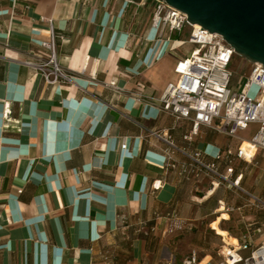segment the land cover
<instances>
[{"label": "crops", "instance_id": "1", "mask_svg": "<svg viewBox=\"0 0 264 264\" xmlns=\"http://www.w3.org/2000/svg\"><path fill=\"white\" fill-rule=\"evenodd\" d=\"M153 10L154 0H0V264H167L162 231L175 220L197 230L203 222L218 226L230 241L264 243V210L234 187L166 171L162 142L146 137L144 128L165 130L209 159L218 150L234 157L239 144L205 125L184 141L190 122L128 94L159 97L192 49L173 43L188 37L159 40ZM47 20L58 36L59 63L85 70L77 85L45 84L19 63L46 38ZM110 81L123 91L104 85ZM255 129L238 135L248 140ZM233 166L240 187L264 199V150L252 163L235 158ZM231 211L243 219L240 236ZM199 257L202 264L218 261Z\"/></svg>", "mask_w": 264, "mask_h": 264}, {"label": "built area", "instance_id": "2", "mask_svg": "<svg viewBox=\"0 0 264 264\" xmlns=\"http://www.w3.org/2000/svg\"><path fill=\"white\" fill-rule=\"evenodd\" d=\"M126 4H133L134 0H124ZM15 2V0H13ZM48 21L47 36L41 40L36 48L25 52L19 63L39 75L45 84L77 85V80L84 75V68L75 71L63 67L57 57V35L52 21ZM151 26L159 28V40L170 41V35H181L185 27H189L186 40H174L179 46L188 43L192 49L175 63L173 68L176 78L169 82L162 94L148 97L139 92H128L135 100L144 105L155 106L158 111L166 113L176 121L190 122V130L183 135L184 141H190L197 134L200 125L211 127L219 133L237 138L239 144L234 157L218 150L209 159L199 149L189 148L177 144L165 130L144 128L146 137L152 136L162 142L161 153L164 157L163 168L184 179L208 178L212 187L226 185L241 191L248 203L264 210V199L253 195L240 187L241 175L233 177L235 158L252 163L257 150H264V67L260 62L250 63V72L243 80L239 91L231 87L232 72L229 66L233 60L234 49L225 41L222 35L209 32L199 24H192L185 13L168 4L166 0H154V10L151 16ZM89 81H96L95 74L88 75ZM116 91H123L115 82L104 83ZM139 124L133 118L126 116ZM250 125L256 129L252 136L245 140L239 131L246 130ZM128 146L127 138L120 143L121 149ZM177 155L182 160L177 159ZM225 161V169L220 163ZM182 221L175 220L172 230L181 229ZM223 245L217 251V264H264V243L250 246L242 241L227 245L222 237ZM242 250H249L242 255ZM201 259L196 250H192L180 264H200ZM167 264H173V261Z\"/></svg>", "mask_w": 264, "mask_h": 264}, {"label": "water", "instance_id": "3", "mask_svg": "<svg viewBox=\"0 0 264 264\" xmlns=\"http://www.w3.org/2000/svg\"><path fill=\"white\" fill-rule=\"evenodd\" d=\"M187 20L223 36L234 54L264 67V0H166Z\"/></svg>", "mask_w": 264, "mask_h": 264}, {"label": "rangeland", "instance_id": "4", "mask_svg": "<svg viewBox=\"0 0 264 264\" xmlns=\"http://www.w3.org/2000/svg\"><path fill=\"white\" fill-rule=\"evenodd\" d=\"M188 36H189V30L187 29L185 30L182 36L177 35V37L179 38H182V37L187 38ZM190 47L191 45L185 44L184 46L181 47L180 50L183 51ZM229 69L232 72L231 87L234 90L239 91L243 80L246 78V76L250 72V63L244 58L238 55H235L229 66ZM253 129H254V126L250 127L247 131L243 132L242 134L246 137L250 136ZM220 187H221L220 191L223 192L224 187L222 186ZM227 192L231 194L229 190H227ZM230 213H231L230 215L231 220L232 222H234L232 226H233V229L236 231L233 233L237 236H240V234L243 232V219L241 218V216L239 215L237 211H231ZM214 231L217 233L215 229ZM214 231L207 226L206 222H203V224L200 225V230L194 229V227H191L190 225H186L185 223H183L181 229L172 230V223H171L167 227V229L162 231V234L166 238V243L167 244L170 243L168 245L169 246L168 249L171 251V256L169 255L168 258L171 261H173V264H180L181 253H184V257H185L186 255L189 254V251L193 248L196 249L197 252H199L200 256L204 255L205 253L206 254L209 253L217 257L216 255L217 251L221 248V246L223 245V242H222V236L215 234ZM196 243L203 245L202 247H204L207 250H204V248L200 249L198 247H195Z\"/></svg>", "mask_w": 264, "mask_h": 264}, {"label": "bare ground", "instance_id": "5", "mask_svg": "<svg viewBox=\"0 0 264 264\" xmlns=\"http://www.w3.org/2000/svg\"><path fill=\"white\" fill-rule=\"evenodd\" d=\"M246 145H247V142L245 140V143L243 144V146H246ZM219 209H221V207ZM223 209H224V205H223L221 210H223ZM215 230L217 231V234H219V235H221V236H223L225 238V239L224 238L223 239L226 241L227 245L230 244L229 242L237 244V239L236 238L232 239L231 241H230V239H228V233L225 230L221 229L218 226L215 227ZM202 263L203 262H200V264H202Z\"/></svg>", "mask_w": 264, "mask_h": 264}, {"label": "trees", "instance_id": "6", "mask_svg": "<svg viewBox=\"0 0 264 264\" xmlns=\"http://www.w3.org/2000/svg\"><path fill=\"white\" fill-rule=\"evenodd\" d=\"M236 54L233 55V57L235 56Z\"/></svg>", "mask_w": 264, "mask_h": 264}]
</instances>
